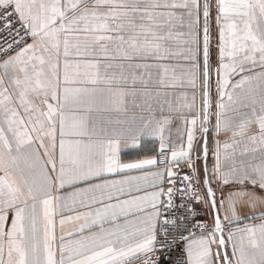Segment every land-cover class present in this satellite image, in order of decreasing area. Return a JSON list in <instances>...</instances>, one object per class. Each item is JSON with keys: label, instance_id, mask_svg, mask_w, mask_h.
<instances>
[{"label": "snow or ice", "instance_id": "6c2138e0", "mask_svg": "<svg viewBox=\"0 0 264 264\" xmlns=\"http://www.w3.org/2000/svg\"><path fill=\"white\" fill-rule=\"evenodd\" d=\"M0 264H264V0H0Z\"/></svg>", "mask_w": 264, "mask_h": 264}]
</instances>
